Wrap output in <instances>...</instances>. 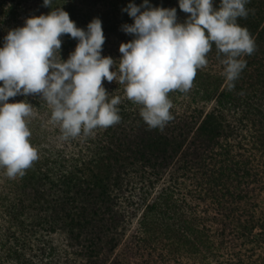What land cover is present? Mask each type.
I'll list each match as a JSON object with an SVG mask.
<instances>
[{
    "label": "rangeland",
    "instance_id": "1",
    "mask_svg": "<svg viewBox=\"0 0 264 264\" xmlns=\"http://www.w3.org/2000/svg\"><path fill=\"white\" fill-rule=\"evenodd\" d=\"M172 1L149 0V4L162 7ZM129 3L139 6L143 0H53L51 8L63 7L70 19L82 29H86L94 18H99L106 38L102 55L116 61L113 70L118 73L122 56L119 47L134 38L122 30L123 25L133 23L132 18L122 11ZM219 3L220 0H214L213 7L218 8ZM172 7L177 9V22L184 23L190 14L184 13L178 5ZM245 7L248 15L238 18L237 23L248 30L255 41V51L259 53V48L264 45L263 40L258 39L264 25L263 0H248ZM50 11L43 6V0H0V47L9 30L23 27L26 19L46 15ZM251 21L256 24L254 30L249 29ZM61 39V58L67 60L78 41L68 35ZM217 54L224 55L213 43L206 55L207 66L197 71L192 87L187 92L174 90L168 94L173 104L170 111L174 123L188 109L203 113L200 121L209 111L213 112L209 126L216 128L218 143L204 155L207 160L204 167L208 168L204 170L208 174L192 180L167 173L158 184L172 187L174 182L171 180L178 178L177 184L181 182L184 188L178 194L176 189L174 198L177 201L173 199L170 207L162 201V210L158 207L145 210L149 202L144 201V195L138 190L140 182L134 176L141 171L142 164L138 160L131 161L123 178L129 190L117 191L113 200H108V207L114 202V211L121 216L116 218V228L107 234L113 246H102L95 254L86 248L84 232L77 231L75 226L64 225L60 216L84 208L83 199L87 197L89 184L104 181L109 176L108 169L117 166L116 152H112L108 154L107 161L101 160L97 167H92L106 147L111 151L115 148L113 146H121L125 139L131 146L137 142V136L146 132V123L140 116L142 106L127 99L125 86L119 83L118 76L113 82L104 80L103 87L109 98H121L117 106L123 116L120 122L108 128H97L90 135L81 134L62 140L59 125L50 122L51 108L43 98L38 94L10 98L9 103L27 99L34 106V115L29 118L28 127L32 133L30 143L38 150L39 159L22 177L9 178L5 170L0 169V201H8L12 210L22 215L26 225L19 227L6 222L0 211V239H3L0 242V264H227L230 250L215 248L212 238H201L199 235V221L197 229L196 221L187 224L184 219L203 217L209 220V216L217 213L215 203L232 211L264 209V165L259 158V152L264 149V72L259 65H252L247 55H243L239 59L245 61L246 67L235 81L227 82L223 74L224 65L216 57ZM226 93L231 97L228 98ZM141 146L144 149V143ZM118 157L122 155L118 154ZM223 160L238 167L246 166L256 175L255 183L250 186L251 192L244 194L242 200L233 199L238 194L234 195V187L229 189L228 195L213 194L215 184L220 180L214 172L218 171ZM156 165L159 166L158 163ZM145 171L148 169L145 168ZM114 172L117 173L116 168ZM240 176L234 178L251 182L247 177ZM17 197L29 201L20 205L16 202ZM20 208L21 211L18 210ZM51 215L59 216L54 220V217L49 218ZM109 215L113 217V214ZM36 221L41 225L36 226ZM189 226L194 231L189 230ZM251 230L257 234L255 240L262 238L260 228ZM258 245L242 246L247 261L255 260L264 252V243Z\"/></svg>",
    "mask_w": 264,
    "mask_h": 264
},
{
    "label": "clouds",
    "instance_id": "2",
    "mask_svg": "<svg viewBox=\"0 0 264 264\" xmlns=\"http://www.w3.org/2000/svg\"><path fill=\"white\" fill-rule=\"evenodd\" d=\"M26 19L24 26L9 30L0 47V169L9 178L23 176L39 159L30 143L28 127L34 106L10 98L38 94L51 108V120L59 125L61 139L90 135L97 128L120 122L119 96L109 98L103 81L119 79L128 100L141 105L140 116L150 128H162L172 119L169 93L187 92L197 71L207 66L213 43L224 54V76L233 82L246 67L243 55L255 51V41L237 23L248 15V0H178L190 14L177 22L176 8L152 7L149 0L129 3L122 11L132 18L122 30L134 38L122 43L118 73L115 62L102 55L105 35L102 21L94 18L77 27L63 7ZM78 41L67 60L61 58V37Z\"/></svg>",
    "mask_w": 264,
    "mask_h": 264
},
{
    "label": "trees",
    "instance_id": "3",
    "mask_svg": "<svg viewBox=\"0 0 264 264\" xmlns=\"http://www.w3.org/2000/svg\"><path fill=\"white\" fill-rule=\"evenodd\" d=\"M175 5L179 6L178 0H173L162 7L170 9ZM255 27V22L251 21L249 23V29L254 30ZM258 39L263 40L264 43V25L260 30ZM259 49H261L259 53L254 51L251 55H247V57L250 59L252 65H259L264 72V45ZM259 56L260 58H258ZM216 57L221 61L225 58L224 55L220 54H217ZM262 80L264 82V75ZM227 96L228 98L231 97L229 94H227ZM202 115L203 113L199 110L188 109L185 115L178 121L174 123L170 120L162 128H150L146 124L144 125V127L147 128L146 132L143 135L137 136V142L133 145L130 146L127 144V139H125L121 146L115 145L113 146V148H115L111 151L109 147H106L104 151H102V156L94 162L92 167H97L101 160L107 161L109 158L108 154L112 152H116L117 158L115 161L117 166H112L108 169L109 176L104 181L89 184L87 188L88 194H86L87 197L83 199L84 208L78 209V212H67L60 216V220L63 221L64 225L75 226L77 231L81 230L84 232L85 235L83 238H85L84 240L87 243L86 248L93 254L99 251L102 246H113L111 245L112 239L109 238L107 234L109 231H113L112 229L116 228L115 225L118 223L116 218L120 219L121 216L114 211L116 210L114 202L112 206L108 207V200L109 198L113 200V197H115L114 194L117 191L129 190L128 183L125 182L123 178L126 175V169L129 167L131 161L138 160L142 164L141 171L134 176H136L140 182L141 186H139L138 190L144 195V201L149 202L144 207L145 210L152 207H158L159 210H162L161 205H163V202L166 203L165 205L167 207H170V204L173 203V199H175L174 195L176 189H178V194L180 190L184 188L181 182L179 185L177 184L178 178L171 180L174 182L172 187L165 188L158 184L167 173L171 172V175L176 177H178L179 174L182 178L188 177V179L192 180L200 178L199 175L202 176L204 174V176H206V174H208V171L205 172L204 170L208 169L204 167V164L207 162L204 155L213 150V146H216L218 143V133L214 126H209V123L212 121L210 118L213 112L209 111L205 118L200 121ZM120 116L123 117L122 115ZM143 143L144 149L141 146ZM118 154H121L122 157L119 158ZM259 154V158L263 160L264 165V149H262ZM218 156L221 155L218 153ZM226 161L227 160H223L218 171L214 172L218 174L215 177H218L220 180L218 183L216 182V189L213 194H218L220 196L228 195L229 189L234 187L236 189V191L233 192L234 195L238 194L233 197V199L242 200L244 194H249L251 192L250 186L252 183H255L254 180L256 175L252 173L251 169H246V166L238 167L234 163L227 164ZM157 163L162 170L156 165ZM115 168L117 173L114 172ZM145 168L148 169V171H145ZM112 173L114 175L111 176ZM240 173H242V176H240ZM235 176H240L241 178L247 177L251 182L237 181V179L234 178ZM203 177L201 179H203ZM242 186L243 188L241 189ZM210 194H212V192H210ZM17 198L16 202L21 203L20 205H25V202L29 201L23 198ZM176 201L177 199H175V202ZM158 202L161 203L158 204ZM215 204L218 207L217 213L209 216V220L206 221L203 217H185L184 222L192 224L193 221H196V228L198 229L199 221V235L201 238L204 237L208 239L210 237L212 238V243L215 248L226 251L230 250L231 257L227 259V264H250V262L251 264H264V252L258 255L253 261H247L248 259L242 253V249H244L242 246L244 245L251 244L252 247H255L258 244L261 245L264 243L263 207L259 209L252 208L251 211L248 212L246 210L232 211L225 209L220 203ZM22 208L18 210L21 211ZM175 209L178 210L177 208ZM0 211L4 214L6 222L14 223L13 225L19 227L26 226L25 222L22 220V215H20L18 211H13L8 201H0ZM223 211L225 213H223ZM109 214H113V217L111 218ZM57 216L55 215V217ZM52 217L54 216L51 215L49 218L51 219ZM35 224L36 226L41 225L38 221H36ZM206 225H208V228ZM255 228L261 229V239H254L257 234L252 233L251 229ZM197 229L196 233H198ZM189 230L194 231V228L189 226ZM185 238L187 241V237ZM0 242H3V239H0ZM237 247L239 249L235 251ZM12 255L14 256V253ZM5 256L7 257L6 254ZM211 257H213V259L215 258L214 255H211Z\"/></svg>",
    "mask_w": 264,
    "mask_h": 264
}]
</instances>
